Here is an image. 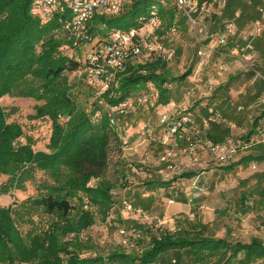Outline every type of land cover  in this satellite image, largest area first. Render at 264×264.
<instances>
[{
  "label": "trees",
  "instance_id": "trees-1",
  "mask_svg": "<svg viewBox=\"0 0 264 264\" xmlns=\"http://www.w3.org/2000/svg\"><path fill=\"white\" fill-rule=\"evenodd\" d=\"M32 1L0 0V177H9L8 183L0 186V196L12 190H23L37 172H45L51 184L40 187L39 195L23 201L21 206L27 213L42 209L47 214L56 215L57 220L44 231L24 236L12 215V206L0 208V263L172 264L165 258L170 253L175 258L173 264L264 262L262 238H253L245 243L230 242L216 237L211 225L196 221H184L185 225L174 231L166 227L154 231L134 223L131 231L126 230L136 248L120 245L104 255L96 252L93 244L83 240L82 233L89 231L98 221L114 220L115 208L127 201L126 196L120 197L115 191L116 183L106 177L114 140H122V145L124 142L109 126L108 109L140 95L149 96V91H155L158 96L154 109L168 106L173 99L168 84H181L193 76L197 61L182 76L175 77L169 66L171 63L163 59L149 63L140 57H132L125 62V70L116 75L112 86L97 98L92 104L94 108L89 111L85 104H79L72 96L70 75L81 73L86 85L96 93L97 89L87 83L88 54L92 53L94 41L107 42L114 30H138L139 19L148 17L153 5L158 6L163 19L164 26L157 32L159 39L162 40L166 32L176 36L182 30L189 31L190 25L175 0L173 4L164 0H131L120 15L96 18L88 38L76 40L65 29L70 21L69 14H56L43 22L31 16ZM204 1L207 0H201ZM235 6V0H228L222 16H215L216 21L222 23L220 31L229 23L225 19L235 15ZM252 17L255 21L259 14ZM172 30L176 31L173 33ZM82 48L85 54L79 59L74 53ZM171 50L175 53L178 49ZM5 96L37 102L34 114L28 117L50 122L52 134L48 151H36L30 140L16 143L25 136V131L20 123H9L11 111L7 112L1 102ZM186 113L179 110L173 118L177 120ZM254 121L247 136L241 137L243 141L251 143L253 138L264 132L261 128L264 113ZM187 130H182L180 135L183 136ZM189 132V137L198 144L200 141L209 144L224 142L216 136L199 132L197 128L194 135ZM252 162H264V155L243 156L239 162L229 163L223 170L228 173ZM134 166L143 169L140 175L151 171L146 163ZM194 176L193 172L181 174L183 179ZM123 179L125 188L121 189L128 190L134 185L136 176L130 179L125 175ZM175 179L170 182L142 181L145 182L142 186L156 191L171 187ZM257 192L255 189L241 191V215L264 204V189L258 198ZM146 238L147 244L141 245ZM90 252L96 255H84Z\"/></svg>",
  "mask_w": 264,
  "mask_h": 264
},
{
  "label": "rangeland",
  "instance_id": "rangeland-1",
  "mask_svg": "<svg viewBox=\"0 0 264 264\" xmlns=\"http://www.w3.org/2000/svg\"><path fill=\"white\" fill-rule=\"evenodd\" d=\"M164 1L167 4L174 3V0ZM214 7H217V5ZM217 11L219 10L217 9ZM252 12L253 10L250 9V13ZM218 16H221V14ZM206 23H208L212 32H218L222 29V23L219 20H210V17H208ZM168 33L166 32L162 36L161 42L166 48L178 49L175 51L176 56L173 62L169 65L173 76H182V74L190 69L191 64L197 61L193 76L181 84H168L167 86L174 91L175 100H177L176 106L179 110L186 109V107L195 109V105L200 103V101H202L201 104H205L204 100H209L205 99L207 98L205 95L213 93L221 83L225 82V78L229 75L239 73L240 76L242 74H253L259 80L263 79L260 76L262 72L254 64V59L251 62L253 64L252 68L251 66H247L243 62L241 54L236 55L237 53L229 51L228 48L231 46L215 48L214 52L209 50L204 63L199 65L200 58L197 50L200 47V43L193 38L190 27L189 31L182 30L176 36ZM202 43L209 45L208 41H202ZM241 43L240 41L238 42V44ZM215 45H217V39H214L210 43V47H216ZM84 54L85 50L82 48L81 50H76L74 56L82 59V55ZM156 60L158 59L149 63H153ZM245 79L246 81L244 82L238 80L234 86L239 90L240 87L248 85V81L250 80L247 77ZM70 81L73 85L72 96L77 99L79 104H85L88 111L92 110L94 108L92 104L97 101V98L94 96L95 91L86 85L85 78L80 73L71 74ZM187 91H192L190 98L185 95ZM149 96L150 99L146 107H141L136 110V113H131L127 118L120 120L117 127L111 129L115 130L120 140L122 138L123 140H131L132 134H136L140 142L139 132L142 127L145 124L151 125L153 136L150 138L149 159L145 158L144 161L149 163L150 167H153L158 164L160 159L159 154L163 150L159 146L160 139L158 138V131L162 129V125L159 120L160 113L153 107L158 96L155 91H149ZM1 102L7 112L11 111L12 117L9 119V123L16 121L22 125L25 131V136L16 143H25L27 140H30L34 143L36 151H48L49 138L52 134L50 122L46 119L31 120L28 117L34 114V106L37 102L29 98L24 99L17 96H5L1 99ZM209 103L211 105L210 108H214V112L212 114L209 113V116L215 115V118L222 123L221 129L225 130L228 128L225 133L226 138L240 140L242 136H247L246 134L251 130L254 119L264 113V95L262 94L258 97H245L243 95L237 96V94L231 96L225 92L219 94L217 98L212 96ZM201 118L203 121L205 117ZM194 122L200 125L197 119ZM248 149L242 151L238 155L239 157L237 156L235 159L238 158L237 161H239L241 159L240 156L244 152L252 154L264 153V132L258 137L256 136L255 142ZM126 151H128V148H124L122 140L121 142L114 140L106 177L112 183H116L115 191L122 192L121 194L127 197L126 200L128 204L132 203L134 211L124 210V206L119 204V209L129 219H116V214L119 212L117 209L113 218L114 220L106 222L98 221L89 231L82 233L83 240L93 244L96 252L99 254L104 255L111 248L120 246L118 243V229L127 228L131 231L134 223L150 227L154 231L161 227L174 231L180 226L185 225L186 222L184 221L204 222L212 226L216 237L226 238L230 242L242 241L245 243L253 238H262L264 240V204H259L253 207L247 214L241 215L239 202L241 191L244 189L259 191L257 192V198L261 194V190L264 189V163H252L246 168L240 167L226 173L223 169L228 167L229 163L227 165L220 164L214 156L206 151L199 150L197 160H194L187 154H179L175 161V166L178 168L173 173L178 174L175 175L177 182L175 181L166 190L156 191L155 196L150 197L143 186L136 184L131 186V189H128L127 192L121 190V188H125L123 177L125 175L130 176L131 169L129 167L132 164ZM139 163L140 160L137 159L133 162V165ZM186 172H193L195 176L186 180L181 178L180 174ZM8 180V176L2 175L0 177V186L8 183ZM155 180L158 181L159 177H156ZM196 180L199 181L198 184L195 182ZM142 181L140 180L138 183H143ZM45 184H51L48 175L45 172H37L34 179L25 184L23 190H12L8 194L0 196V208L12 206V215L17 220V225L24 236L32 232L44 231L51 222L57 220L56 215L47 214L42 209L29 213L22 210L21 203L30 198L37 197L41 191L40 187L45 186ZM196 184L199 189H196ZM137 188H140V190H133ZM182 190L184 193H178ZM143 241L141 245L145 246L148 238ZM84 255L90 257L96 254L90 252ZM165 258L169 262H172V264L175 259L173 253L166 255ZM257 264H264V262L260 261Z\"/></svg>",
  "mask_w": 264,
  "mask_h": 264
},
{
  "label": "built area",
  "instance_id": "built-area-1",
  "mask_svg": "<svg viewBox=\"0 0 264 264\" xmlns=\"http://www.w3.org/2000/svg\"><path fill=\"white\" fill-rule=\"evenodd\" d=\"M131 0H33L30 5V14L36 19L45 22L52 19L56 14L70 15V21L65 25L66 31L70 33L76 40L88 38L87 34L92 27L95 19L98 17L118 16L122 13L123 8ZM251 1V0H250ZM178 9L186 17L187 23L190 25V31L193 38L200 43L197 50L200 58V65L204 63L209 50L214 52L215 48L210 44L205 45L202 41L217 39V45L223 47L227 45L230 39L237 38L241 44H237L238 54H241L243 62L247 66L252 65L254 59L255 45L254 41L264 32V5L257 8L259 18L252 23L251 31H239L234 22L225 25L223 31L212 32L206 20L209 15L220 10L224 11L226 0L217 2V7L209 0L201 2V0H175ZM140 28L138 30H114L111 32L107 42L93 43L92 53L88 54L89 66L87 68V83L95 87L96 98L101 97L102 93L112 86V82L116 75L125 70V62L132 57H140L146 62H152L155 59H163L172 63L175 58L173 50L166 48L159 39L157 32L163 28V19L161 11L157 5L151 7L148 17L139 19ZM105 27V26H103ZM173 33L176 30H172ZM81 74V73H80ZM192 91L185 93L186 97H191ZM149 102V96L140 95L135 98L128 99L124 104L112 106L108 109L109 126L117 127L121 119L127 118L131 113H136L138 109L144 107ZM169 109L165 111L160 118V123L167 128V134L163 137L162 142L168 144L172 137L181 136L183 130L190 129L192 135L195 134L194 117L191 113L184 114L183 117L175 120L174 114L177 109L176 103L171 102ZM264 130V121L261 125ZM152 127L145 124L139 132L140 145L150 144L152 135ZM128 140V141H127ZM124 140V148H128L130 140ZM251 147L250 142L237 140L235 138H227L226 141L210 144L209 151L212 156L223 165L232 162L242 151ZM187 155L197 160L198 143L191 138L187 140L183 150ZM172 153H167L160 157L159 162L166 166L165 180H167L177 170V166L170 163ZM130 179L133 175H140L143 169L137 168L130 164ZM195 197V196H194ZM173 203V202H172ZM124 210L131 211L132 203L123 202ZM118 233V243L129 249L136 248L133 240L129 238L126 228H120Z\"/></svg>",
  "mask_w": 264,
  "mask_h": 264
},
{
  "label": "crops",
  "instance_id": "crops-1",
  "mask_svg": "<svg viewBox=\"0 0 264 264\" xmlns=\"http://www.w3.org/2000/svg\"><path fill=\"white\" fill-rule=\"evenodd\" d=\"M209 1L211 3H213L214 6H216L217 2L220 1V0H209ZM226 2H228V0H226ZM235 4H236V6H235V8H236L235 15H233V17H231L230 19H225V20L227 22H234L236 24V26L238 27L239 31H244V32H248L249 33L251 31L252 23L254 22L252 16H257L259 14L257 12V8L260 5H264V0H251V1L250 0H235ZM250 9L253 10L252 13H250ZM223 13H224V11L220 12V10L219 11L216 10L215 13L209 15L208 17H210V20H212V19L216 20L215 16H217V18L221 17ZM220 14H221V16H218ZM213 40H209L208 43L210 44ZM238 42H239L238 37L237 38H232V39H230L228 44L224 45L223 47L231 46L230 48H228L229 51H232V53H235V54L237 53L236 55H238V50H237ZM254 43H255V48H256L255 49L256 53H255V58H254V64H256V67H258V69H260V71L262 72V75H260V76L263 79L259 80V78H257L256 76L254 77L253 74H251V75L250 74H248V75L242 74L240 76V73H239V74H236V75H229L228 77L225 78L226 79L225 82L221 83V85H219V87L215 89L214 92L217 93V94H215L214 92L213 93L212 92L208 93V94L205 95L207 97L205 99H209L210 100L212 96L217 98L219 96V94H222V93H225V92L229 93V95H231V96H234L236 94H237V96L243 95L245 97H254V96L258 97L261 94L264 95V32L261 34L260 37L256 38ZM215 46L216 47H214V48H219L218 45H215ZM223 47H221V48H223ZM246 77L249 78L248 80H250V81H248L249 84L246 85V86L244 85V86L240 87L239 90H238L237 87L234 86L235 82H237L238 80L240 82H244V81H246V79H245ZM172 95H173L172 102L176 103L177 100H175L176 97L174 95V91H172ZM209 100H204L205 104H201L202 101H200V103L195 105V109H192V107H186V109L180 110V112L181 113H183V112L191 113L193 115V117H194V120L197 119V122L200 123V125H198L196 123L197 124L196 128H197V130L199 132H201L203 134H210L212 136L218 137L220 140L226 141L227 138L225 136V133L227 132L228 128L225 129V130L221 129L220 127H221L222 123L215 118V115L214 116L213 115L209 116V113L212 114L214 112V108H210L211 105L209 103ZM154 106H155V104H154ZM168 109H169L168 106H157L156 107L155 110H158V113H160L159 120L161 118V115ZM194 112H195V115H194ZM201 117H205L207 119L204 118L203 121H202ZM254 122H253V124H254ZM252 127H253V125H252ZM161 128L162 129H160L158 131L159 132L158 133L159 134L158 138L160 139L159 140V144H160L159 146L163 150L161 151V153L159 155L161 157V156H163V155H165L167 153H172V158L170 160V163H173L174 165H176L175 161H176L177 155H179V154L185 155L186 154L185 152H183V150H184L185 145H186L185 142L189 138H191V137H189L190 129H188L182 137L181 136L179 138L172 137V139L170 140V142L168 144H164L162 142V140H163V137L166 136V134H167V128H166L165 125H162ZM130 139H131L130 140V147H128V151H126V154L127 155L129 154V160L132 161V164L137 159L140 160L139 164L146 163L144 161V159L145 158L149 159L148 158V155H149L148 152L150 151V149H149L150 148V144L140 145V142H139V139H138V135H136V134H132ZM255 139H256V137L252 139L251 146H252L253 142H255ZM49 140H50V138H49ZM209 147H210V144L208 142L200 141L199 144H198V151L202 150V151H206L207 153L211 154V151H209ZM34 149H35V145H34ZM250 155L256 157L258 155H264V153L252 154V153L244 152V153H242V155L240 157L242 159L243 156H250ZM133 159H134V161H133ZM237 159H234V162H232V163H236V162H239L241 160L240 159L239 161H237ZM252 163H255V162H252ZM263 163L264 162H262L261 164H263ZM146 164H147V167H150L149 163H146ZM240 167L246 168L244 165L238 166L236 168H240ZM150 168H151V171L149 173H145L144 172L142 175H135L136 179L134 180V182H135L134 184H136L138 186H142V184H144L146 181H149V180L156 181L155 180L156 177L157 178L159 177L160 181L170 182V181H172V179L175 178V175H178V174H172L167 180H165L166 166L161 164L160 162H158V164L156 166H153V167L151 166ZM181 174H183V173H181ZM181 174H180V176H181ZM186 179H191V178H186ZM140 180H143L145 182L138 183ZM195 182H197V184H198L199 181L196 180ZM197 184H196L195 187H196V189H199ZM132 186H133V184H132ZM140 188L133 189V190L137 191V190H140ZM164 189L166 190V188H160L158 190H164ZM144 190L148 193V195L150 197H154L155 196L154 195L155 192L158 191V190L149 191L145 187H144ZM123 191L127 192V189H123ZM121 193L117 191V194H119L120 197L125 196V195H123ZM178 193H184V191L182 190L181 192H178ZM153 199H152V201H153ZM119 208H120L119 205L115 208L114 213H113V217H114V215L117 212L116 210L118 209L119 212H117L116 218H118V219H120V218L121 219H129V217L125 213H123V211H121V209H119ZM142 212H143V210H142ZM134 220L138 221L137 219H134Z\"/></svg>",
  "mask_w": 264,
  "mask_h": 264
}]
</instances>
